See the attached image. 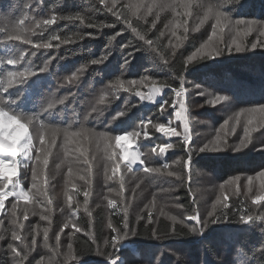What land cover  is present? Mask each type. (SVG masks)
<instances>
[{"label":"trees","instance_id":"trees-1","mask_svg":"<svg viewBox=\"0 0 264 264\" xmlns=\"http://www.w3.org/2000/svg\"><path fill=\"white\" fill-rule=\"evenodd\" d=\"M107 2L111 5V0H107ZM197 2L215 3L216 0H197ZM26 4L31 5V7L26 9ZM124 4H127L126 0H119L117 8H121ZM86 9H92V12H85ZM225 10L230 12L233 19L264 21V0H240L239 4L229 5ZM25 11L38 19L48 18L51 14L58 16L74 15L77 12L85 16L83 21L58 19L44 32L42 37L39 35L33 36L34 42L47 40L53 33H57L61 38L79 33L83 36V39L64 44H61L59 40H51L52 47L38 50L32 44L9 42L10 46H18L28 53L36 51L37 55L32 58L36 75L28 77L27 82L22 85L14 84L5 94H11L13 97L22 94L16 104H11L8 107L23 115H38L41 120L53 125L67 126L75 121L74 128L83 120L84 114L95 107L99 111L94 113V119L84 122L86 127L97 132L108 131L112 135H126L127 132L138 131L139 136L129 138L140 154L147 151L145 157H143V166H159L162 161H166L170 165L168 171L179 172L183 178L182 182L181 179H177L175 176L168 177L166 174H154L157 175L156 179L150 181L145 178V181L138 183L136 181L139 172L136 169L142 167V165L133 166V171L128 172L124 168L126 161H122L120 170L113 177L111 163L108 162V167L101 171L94 180H90L89 186L78 178V175L85 174L86 165L81 160L73 165L74 168L81 170L72 181L76 184V188H72L71 184L65 183L69 194L74 196V200L69 204L67 197L64 195L66 188L60 186L59 191L55 189L54 184L63 177L66 182L67 177L65 176L68 173V166L63 165L64 175L61 174L63 170L59 174L52 169L53 162L59 163L63 158L57 156L55 154L57 149H54L53 157L50 158L47 169V176H42L39 180L42 187H47L48 197L38 198L42 203L35 204L36 215L29 214L25 220L22 212H20V222L25 225L21 233L22 236H27V240L30 242L32 236L28 233L35 227L38 231L36 241L38 243L41 240L43 243L41 252L37 245L36 249L30 252L26 264H37V261L41 259L44 260V264H52L50 262L52 258H55L54 264H60L63 261V254L67 252L68 243L71 242L74 249H79L87 240L84 230L89 228L95 234L101 250L105 251L103 239L109 235V230L106 227L109 215L111 214L115 224L119 225L121 221V215L114 213L122 210L112 209L107 203L108 199H115L119 202L120 196L118 193L121 178L125 185L123 196L129 203L130 224L137 228L140 235L129 236L121 243L117 253L120 256V261L117 264H133V261L135 264H264V231H261V229H264V222L240 223L238 220L240 213L237 212V209L243 207L245 210H250L251 214L259 215L264 212V206L253 205L251 199H247L244 193H241L238 197L230 193L228 203L235 205V208L232 209L235 216L230 213L228 220L209 224L202 235L189 233L186 228L179 224L176 225L179 234L170 235L168 233L172 222L165 216L160 215L161 208L178 218H183L192 210L194 207L192 204L193 199L197 201L196 189H199L198 183L201 182L199 177L201 173H209L224 183L230 177L239 175L242 179H245L247 176L260 171L264 167V135H261L264 128L254 131L251 134L252 143L240 152L232 150L235 145L239 144V139L242 138L239 135H235L223 151L200 152L198 149L204 143H198L194 138V115L197 116L199 107L204 108L203 105H206V103L199 97L189 99L188 90L185 94V107L189 129L192 133L191 146L194 153L191 157L190 168H184L182 164L174 163L181 157L187 158V149L182 144V136H168L157 132L148 123L151 120L152 122L168 124L171 120L173 127H176L178 132H183L181 121L175 119V111L179 110V104L175 106V109L171 105L172 100L175 99L172 88L179 87L180 76H183L185 80L184 86L186 89H189V83L212 89L218 94L229 96L230 101L240 106L239 108L264 104V47L250 48L252 42H257L259 33L254 31L247 36L248 38L246 37L247 39L244 38V43L249 50L243 53H225L220 57L200 60L199 62L193 61L185 71L183 60L208 40V37L212 34V25L215 23L214 19H209L199 30L193 31V28L199 24V20L204 14V10L195 5L191 9V16H180L181 20L187 19L189 30L186 34L187 38L183 40L175 57L171 56V49L167 46L164 37H161L158 41L160 51L170 60L168 65L163 63L157 53L144 49L141 45L143 42L136 40L130 29L125 30L126 26L122 22H116L115 17L104 9L99 0H0V20L3 18L16 20ZM179 11L183 13L184 10L179 9ZM139 14L143 15L141 12ZM130 19H132L138 30L146 32L149 38L155 40L156 36L159 35V31H164L165 24L173 19V12L160 13L157 28L151 31H148V29L152 20L155 19V14L147 16V24L143 20L137 21L135 17H130ZM89 22H103L105 24H115V26L113 28L98 29L88 27ZM0 26L3 25L0 24ZM226 31L225 28L223 33ZM116 32H122V35L118 36L112 45H109L108 38ZM181 36H183L182 33ZM2 38L3 33H0V39ZM259 39L264 40V37H259ZM128 41L133 42V47L121 49V45ZM224 41L225 43L231 42L228 39H224ZM56 45H59V47H56ZM137 48L138 51L135 50ZM4 49L5 46L0 45V58H6ZM130 52H133L131 57L128 55ZM105 54H108V59L103 63L95 65L90 63L92 59H97ZM125 59H129L130 63L124 67ZM46 61H50L48 70L43 73L39 72V68ZM23 66V62L17 66L5 63L0 66V73L7 70L22 71ZM81 69H83L82 72ZM74 73L78 75V79L74 83H68L67 78ZM145 75L150 77L145 84L139 85L138 88L133 86V90L128 92L121 89L116 93L118 98L113 96L110 84L117 78L124 81L139 80ZM152 79L156 80V87H160L162 84L171 85V87H163L160 95L156 97V101L140 100L135 92L138 90L147 94ZM125 86L127 87V84ZM101 89H109L104 104L98 103ZM190 93L193 94V91L190 90ZM53 94L57 99L68 96V100L64 104H57L53 110L42 112V108L46 105L48 99L52 98ZM164 100L169 103L164 105L166 110L162 112L161 102ZM122 111L125 112V115L113 120V117H116L117 113ZM201 116L203 119H207L206 116ZM141 120L144 121L146 127L141 125ZM222 123L223 121L219 125ZM145 132L147 137H145ZM164 143H171L173 148L168 149L161 159L152 149ZM80 146L82 148L90 147V145L84 143H81ZM115 151L118 152V150ZM33 155H35V152ZM88 158L91 163L92 158L89 151ZM17 172L20 174L21 185L29 191L31 196L34 191L31 189V164L26 169L19 168ZM189 172L190 175H188ZM106 175L112 178L107 179ZM90 176H93V174L91 173ZM128 177L133 178L128 179ZM12 179L14 180L15 177L13 176ZM45 179L48 181L47 185L43 184ZM93 184L98 185L97 190L92 189ZM110 189L113 190L110 191ZM161 189H168V191H161ZM86 190L90 192V195L85 207L83 192ZM154 194L156 196V206L152 209V214L157 223L148 225L145 229V221L142 220L139 225L136 224V215H147V209L144 208V205L151 207L149 203L153 200ZM139 197H143L145 204L141 208H136L135 201ZM47 199H51V204H47ZM240 201H243V205ZM14 202H17L15 196L7 197L4 210L0 213V219H3L5 229L10 230L13 227L10 223L12 219L10 209L11 204ZM177 204L184 207L177 208ZM24 205L25 201L19 200L18 212ZM28 206L32 207L33 205L29 204ZM195 207H198L202 219L211 211L209 208H201L198 204ZM88 211H91V217H89ZM41 213L46 214L49 219H41ZM68 219H72L74 224L63 228ZM190 223L193 222L190 221ZM45 227L49 228L48 246H45L43 235ZM76 227H79L81 231L76 232ZM152 227L157 228L159 239L149 236L148 232ZM61 228H63L62 232L60 231ZM57 233L60 234V254L53 252L56 247L55 236ZM4 234L5 240L0 241V264H12L13 257L7 249V244L10 242V231ZM15 243L18 244L19 242ZM133 247L138 252L135 257L130 255V249ZM106 251L111 252L112 249L108 248ZM37 252L42 253L43 257L40 258ZM82 259L81 264H85V262L86 264H109L105 256L96 254L95 246H93V251L84 255ZM69 264H75V262L72 261Z\"/></svg>","mask_w":264,"mask_h":264},{"label":"snow or ice","instance_id":"snow-or-ice-1","mask_svg":"<svg viewBox=\"0 0 264 264\" xmlns=\"http://www.w3.org/2000/svg\"><path fill=\"white\" fill-rule=\"evenodd\" d=\"M240 0H216L215 3H203L197 2V0H152L150 4H143L138 2V0H129V3L122 5L121 8H117L119 0H111V5L108 4L107 0H99V3L104 6V9L108 13H111L115 17V21L118 23H123L127 29H130L134 34L136 40L143 42L141 45L144 49L157 53L162 59L165 65L170 64L168 57L164 55L158 46V41L161 37L165 36V31L160 30L159 35L156 36L155 40L149 38L146 32L138 30L137 26L134 25L130 17H135L137 21L143 20L145 24L148 23L147 16L153 13V10H157L155 13V19L152 20L150 28L148 31L157 28V21L160 19V13L165 11L173 12V19L165 24V29H168L172 37H176L177 43L173 44L169 40V45L171 46V56L175 57L177 50L181 47L182 41L187 38L188 32V21L187 19H178L181 15L184 17H189L192 15L191 9L195 5L196 7L202 8L204 10L203 17L200 18L199 24L195 25L193 31L199 30V28L204 25L209 19H214L215 23L211 28V35L208 37V40L201 44L199 48L196 49L193 53L187 56L183 60V69L186 71L189 64L193 61L199 62L200 60L214 59L220 57L221 55L228 53H243L248 49L244 43V38L249 36L252 32L256 31L259 33V37H264V21H258L256 19H233V16L230 12L225 9L229 5L239 4ZM31 5L26 4L25 8H30ZM144 8L145 12L143 15H140V9ZM183 9V13L179 11ZM85 12H92V9H86ZM58 19L62 20H81L85 19V16L80 12L75 13L74 15H56L51 14L48 18H36L33 15H30L28 11L23 12V14L16 20H10L8 18H3L0 20V33H3V38L0 39V45L5 46V55L6 58H0V66H3L5 63L7 65L17 66L21 65L23 62V70H7L3 73H0V114L5 118V123L0 124V161L5 163H10L15 166L13 172L9 174L0 173V211L4 210L5 199L10 196H15L17 202L11 204V225L13 226L10 230L4 228V221L0 219V241L5 240V232L10 231V242L7 244V249L12 255L13 260L12 264H26L29 259V254L34 250L37 241L36 235L38 231L33 227L29 235L32 236L31 241L27 240V236H22V231L25 228V225L20 222V212L23 214V218L26 220L31 215H36L35 204L42 203L38 198H47L48 189L47 187H42L39 183V180L42 176H47V169L49 167L50 158L53 157V150L57 149V156H62L63 158L59 163L55 165V168L59 170L63 165L68 166L67 180L66 184H71L72 188H76V184L72 183L73 178L79 174L81 171L79 168H74L73 165L76 162L83 161L86 165L84 169V175H78L79 180L84 181L86 185L90 186V175H91V163L88 158V148H82L81 143L87 145H96L97 148L103 144L105 158L108 162L111 163L112 176L114 177L116 173L121 168V162L126 161L124 168L128 172L133 171V165L138 161L142 167L136 169L137 172H142L144 174L143 178H147L150 181L157 178V175L154 174H166L168 177L175 176L177 179L183 178L179 172L168 171L170 165L166 161H162L159 166H143L144 162L141 160V154L139 150L132 152L131 157L127 149L122 150L121 152H116L113 148L112 142H115V147H120V142L122 140H128L129 137L135 138L139 136L138 131L127 132L126 135H112L108 131L97 132L92 128L85 126L84 122L89 119H94V113H98V109L93 107L90 111H87L83 120L80 121L77 126L74 128L73 125L76 122H71L67 126H59L47 123L39 118L38 115H23L11 110L8 106L11 104H16L17 101L21 98V95L13 97L11 94L5 95L8 93L9 88H12L14 84H24L27 82V78L30 76H35L36 71L33 68L32 58L36 57L37 52L32 51L28 53L26 50L20 49L18 46L9 45V42H20L21 44H32L38 50L40 48H50L53 45L51 40H59L61 44L75 42L76 40L83 39V36L79 33L73 34L71 36H66L61 38L57 33H53L47 40L33 41V36H43L44 32L56 22ZM27 22V23H26ZM88 27H95L98 29L102 28H113L115 24H105L92 23L87 24ZM235 31V36L232 38L230 43H225L223 39V32L226 27H229ZM183 28L185 35L183 37L177 36V29ZM39 30V32H38ZM92 36L93 34H88ZM122 32H116L114 35L108 38V44L112 45L116 41L118 36H121ZM258 37L257 42H252L250 45L251 49H256L258 46L264 47V40H260ZM59 47V45H56ZM133 42L128 41L121 45V49L132 48ZM138 51L139 49H135ZM110 54V53H109ZM129 57L133 55V52H130ZM108 59V54L102 55L97 59H92L91 64H101ZM50 61L44 62L43 66L39 68V72L43 73L48 70ZM130 63L129 59H125L124 67ZM81 72L83 69L80 70ZM78 79L77 74H73L67 78L68 83H74ZM150 77L145 75L142 76L139 80H129L124 81L117 78L114 82L110 84V89L115 98L116 93L121 89L125 92L132 91L133 86L139 87L141 84H145L149 81ZM179 87L172 88L175 99L172 100L171 105L173 109L179 104V110L175 111V119L181 121L183 132H178L176 127L171 126L172 121L169 120L168 124L148 121L149 124L157 131L164 133L168 136H182V144L187 149L186 159L184 157L179 158L174 163L182 164L184 168H190L191 157L194 153V149L191 146L192 133L189 129V120L186 116L187 109L185 107V94L188 89L185 88V80L183 76L179 77ZM127 84V87L125 86ZM163 87H171V85L162 84L160 87H156V80H151V87H149L148 93H142L136 91L140 100H147L150 102L156 101V97L160 95ZM196 89H201L200 85H195ZM109 94V89H101V95L99 96V104H104L106 98ZM199 96H208L209 99L205 103L209 105L220 104L221 102H226L230 100V97L227 95L214 94L207 89H201L196 93ZM68 100V96L63 98H55L54 94L52 98H49L46 105L42 108V112H48L56 108L57 104H64ZM167 100L161 102V111H165L164 105L168 104ZM125 115V112L117 113L116 117H113V120L117 119L119 116ZM243 120V136L240 139L239 144L235 145L232 150L235 152H240L242 149L247 148L248 145L252 142L251 133L254 131H259L260 128H264V104L256 105L253 107H243L239 111L232 113L224 120L220 128L216 130V135L213 140H210L208 143H204L202 147L198 149L200 152L205 151H223L228 147L226 137L230 134L236 132L237 126L241 125V118ZM254 120L258 122L254 124ZM231 122V124H230ZM17 125H23L26 127L27 131L19 136V139H16L18 136ZM141 125L145 126L144 121L141 120ZM31 128V132H30ZM261 135H264V132H261ZM145 137L147 133L145 132ZM16 139L15 147L19 149L15 154L12 152L13 141ZM25 145H27L25 147ZM157 148L159 151L157 152ZM173 148L171 143H164L157 145L152 149L153 152H156L158 156L163 157V154L166 153L168 149ZM35 152V155L33 153ZM22 157V159H18ZM31 164V189L34 190L32 195H29V191H26L21 186V181L19 179L13 180L12 177L17 175V170L19 168H28ZM191 173L189 172L188 175ZM111 179L112 177H108ZM143 178L141 182H143ZM241 176L236 175L230 177L224 183L218 185L219 195L216 196L215 201L211 205V211L207 213L205 218H201L198 207H195L197 201L193 199L192 204L194 207L192 210L183 218H178L176 215H170L165 212L163 208L160 210V215L165 216L170 220L171 227L168 234L177 235L176 225L179 224L183 228H186L189 233H199L203 234L204 229L208 227L209 224L218 223L221 220H228L230 218V213L235 216V213H232V209L235 208V205H230L229 195L226 194V186L232 189L231 194L234 196L241 195L240 190V181ZM259 181L258 189L255 195H252L254 187H256L255 182ZM48 181L45 179L43 181L44 185H47ZM124 181L121 178L120 180V191L118 195L120 196L119 202L115 199H108V206L112 209H121L122 211L116 212L114 214L121 215L120 224L117 225L113 222L111 214L107 219L106 227L109 230L108 237L103 239V247L105 251L101 250V246L97 243V238L93 231L89 229L84 230V235L87 237V240L84 242V245L79 249H74L73 244L70 242L67 245V252L63 254V261L60 264H69V262L74 261L75 264H81L83 261V256L87 253L93 251V246H95V251L97 255H103L108 260L109 264H117L120 261V256L117 255L119 252L120 245L123 241L128 239L129 236H139L140 232L136 227H133L130 224L128 207L129 203L124 198ZM139 187V185H137ZM246 197L251 198V203L253 205H262L264 202V169L257 172L254 176L249 175L245 178V183L243 185ZM113 189H110L112 191ZM161 191H168V189H161ZM191 191V189H189ZM64 195L67 197L69 204L74 200V196L69 194V190L64 192ZM83 195L85 197L84 204L85 207L88 203V197L90 195L89 191H84ZM25 201V205L18 212V202L19 200ZM51 199H47V204H51ZM243 205V201H240ZM32 204V207L28 205ZM156 206V196L154 194L153 200L151 202V207L145 205L147 209V215L137 214L136 215V224L139 225L140 221H145V229L148 225H155L157 220L153 218L152 209ZM177 208H183L181 204L176 205ZM219 210V211H218ZM143 212V210H142ZM237 212L240 213L238 220L240 223L244 224H254L255 221L264 222V212L259 215L251 214L250 210H245L243 207L237 209ZM89 217H91V211H88ZM41 219L48 220L49 217L41 213ZM193 222V223H190ZM70 224H74L72 219H68L67 223L63 225V228H67ZM61 228V232L63 231ZM81 229L76 227V232H80ZM264 231V229H261ZM49 234V228L45 227L43 229V235L45 238V246L47 245ZM151 238L159 239L157 233V228L152 227L149 232ZM74 235V234H73ZM56 247L53 249L55 254L59 253V244H60V234L57 233L55 236ZM19 242L18 244L15 242ZM111 248L112 251H106V249ZM130 255L135 257L138 255L136 248L130 249ZM37 264H44V260L41 259L37 261ZM86 264V262H85ZM133 264L135 262L133 261Z\"/></svg>","mask_w":264,"mask_h":264},{"label":"rangeland","instance_id":"rangeland-1","mask_svg":"<svg viewBox=\"0 0 264 264\" xmlns=\"http://www.w3.org/2000/svg\"><path fill=\"white\" fill-rule=\"evenodd\" d=\"M126 1H127V3H129V0H126ZM138 2H141V3L147 5V4H150L152 2V0H143V1L138 0ZM156 11L157 10L154 9L152 14H155ZM140 12L142 14H144L145 9L141 8ZM169 12L172 13V11H170V10H169ZM178 19H180V17H178ZM226 29H227V31L225 32L226 35H225V33L222 34L223 39H228V41H231L232 38L235 36V31L232 30L230 28V26L226 27ZM164 31H165L164 39L166 41L167 46L171 49V46L169 45V40H171L172 43L175 44V43H177L176 37H172L171 33L168 29H165ZM181 33L184 36L183 29L182 28H180L179 30L177 29V36L183 37V36H181ZM182 43H183V41H182ZM188 88H189L188 89L189 90L188 91L189 92V99H191V97L192 98L199 97L203 101H206L207 99H209L208 96H199L196 94L201 89H207L208 91H210L214 94H218L217 92L213 91L212 89H208L205 87H201V89H196L195 85L191 84V83H189ZM190 90L193 91V94L190 93ZM203 106H204V108H201V106L199 107V112L197 113V116L194 115V120H195L194 138H195V140H197L198 143H202V144L208 143L210 140H213L215 138V135H216V130L219 129L221 126V124L219 125V123L222 121L224 122V120L227 119L229 115H231L234 112L239 111V109H240L239 108L240 106H238L236 103H234L230 100L226 101V102H221L220 104H216V105H209L206 103V105L204 104ZM205 110H206V112H205ZM201 115L206 116L207 119H203ZM243 120H244V117L241 118V125L237 126L236 132L234 134H230L226 137L227 144H229L233 140L235 135L243 136ZM216 122H217V124H216ZM257 122H258L257 120H254V124H256ZM215 124H216V126H214ZM230 124H231V122H230ZM171 126H173V125L171 124ZM262 131L264 132V129ZM253 133L254 132H252L251 134H253ZM112 144H113V148H115V150H118V152H121L122 150L127 149L130 157H131L132 152L137 151L134 147V144L130 141V138L128 140H122L120 142V147H118V148L115 147L114 141L112 142ZM262 145H263V143H262ZM103 148H104L103 144H101V146L99 148H97L96 145H90V147L88 148V150L90 152V156L92 158L91 159V164H92L91 173L93 174V176H90V178H89L90 180H94L96 176H99L101 171H104L108 167V161L105 159V154H104ZM56 152H57V150L55 151V154H56ZM145 152H147V151H144V153L143 152L141 153V160L142 161H144L143 157H145L144 156ZM18 159H22V157H18ZM56 164H57V162L54 161L53 165H52V169L55 172L60 174L61 170H63L64 167L62 166L59 170H57L55 168ZM137 165H140L139 161L136 164H134L133 166L135 167ZM262 169H264V167ZM64 171L65 170H63V172L61 173L62 175H64ZM255 174H253V176ZM200 175L201 176H199V177H200L201 182H200V184L198 183L199 189H196L197 204L201 208L211 209V205L215 201L216 196L220 194L219 189H218V185L223 183V182L220 181L218 178H216V177H214V176H212L206 172L201 173ZM19 176H20V174H19V172H17V175L14 176L15 177L14 181L19 179ZM65 177H67V175ZM143 177H144V174L142 172H139V176H138L136 182H138V183L141 182V179ZM129 178H133V177H128V179ZM145 180L146 179L143 178V181H145ZM242 180H244V181H242ZM65 183L66 182L64 181V177H63L62 179H60V181H58L57 183L54 184L55 189H57V191H59V187L62 186V187L66 188L65 191L68 190L67 187L65 186ZM244 183H245V179H241V181H240L241 193L245 192V189L243 187ZM255 184H256V187H254L253 193H252L254 195L256 194V191L258 189L259 181L257 180L255 182ZM97 188H98V185L93 184L92 189L97 190ZM24 189H25V187H24ZM231 192H232V189L229 188L228 186H226V194L230 195ZM248 198L251 199L250 197H247V199ZM135 202H136L135 203L136 208H141L145 204L143 197L137 198V200ZM151 202L152 201H150V203H149L150 205H151ZM144 208H145V205H144ZM128 210H129V207H128ZM36 245L39 247L40 252H41L43 250V243L41 242V240H39ZM34 249H36V246ZM40 252L39 253L37 252V255L40 256V258H42L43 254ZM50 262L52 264H54L55 258L50 259Z\"/></svg>","mask_w":264,"mask_h":264},{"label":"clouds","instance_id":"clouds-1","mask_svg":"<svg viewBox=\"0 0 264 264\" xmlns=\"http://www.w3.org/2000/svg\"><path fill=\"white\" fill-rule=\"evenodd\" d=\"M2 123H5V118L3 117L2 114H0V124H2ZM17 128H18V136L16 137V139H19V136H22L27 131V129L23 125H17ZM16 139H14V141H13V148H12L13 154H15L16 151L19 150L15 147ZM26 146L27 145H25V147ZM14 169H15L14 165H12L10 163H5L4 161H0V173L9 174V173L13 172Z\"/></svg>","mask_w":264,"mask_h":264},{"label":"built area","instance_id":"built-area-1","mask_svg":"<svg viewBox=\"0 0 264 264\" xmlns=\"http://www.w3.org/2000/svg\"><path fill=\"white\" fill-rule=\"evenodd\" d=\"M22 186V185H21ZM23 187V186H22ZM24 188V187H23ZM2 211H0V213H1Z\"/></svg>","mask_w":264,"mask_h":264}]
</instances>
